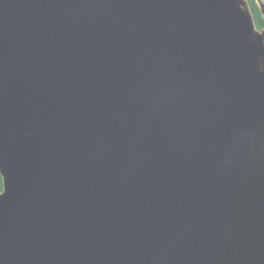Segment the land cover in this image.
Masks as SVG:
<instances>
[{
  "label": "water",
  "instance_id": "water-1",
  "mask_svg": "<svg viewBox=\"0 0 264 264\" xmlns=\"http://www.w3.org/2000/svg\"><path fill=\"white\" fill-rule=\"evenodd\" d=\"M0 264H264V32L245 0H0Z\"/></svg>",
  "mask_w": 264,
  "mask_h": 264
},
{
  "label": "flooded vegetation",
  "instance_id": "flooded-vegetation-1",
  "mask_svg": "<svg viewBox=\"0 0 264 264\" xmlns=\"http://www.w3.org/2000/svg\"><path fill=\"white\" fill-rule=\"evenodd\" d=\"M250 9L255 27L264 32V0H245Z\"/></svg>",
  "mask_w": 264,
  "mask_h": 264
},
{
  "label": "trees",
  "instance_id": "trees-1",
  "mask_svg": "<svg viewBox=\"0 0 264 264\" xmlns=\"http://www.w3.org/2000/svg\"><path fill=\"white\" fill-rule=\"evenodd\" d=\"M2 190V179L0 177V191Z\"/></svg>",
  "mask_w": 264,
  "mask_h": 264
}]
</instances>
